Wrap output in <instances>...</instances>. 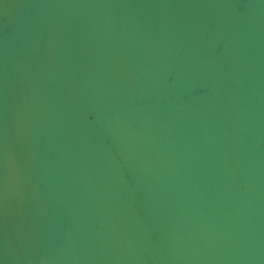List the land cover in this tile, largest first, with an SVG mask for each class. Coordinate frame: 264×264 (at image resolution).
I'll use <instances>...</instances> for the list:
<instances>
[{"label": "water", "instance_id": "obj_1", "mask_svg": "<svg viewBox=\"0 0 264 264\" xmlns=\"http://www.w3.org/2000/svg\"><path fill=\"white\" fill-rule=\"evenodd\" d=\"M0 264H264V0H0Z\"/></svg>", "mask_w": 264, "mask_h": 264}]
</instances>
